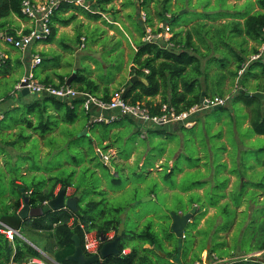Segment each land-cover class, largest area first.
I'll use <instances>...</instances> for the list:
<instances>
[{"label": "trees", "instance_id": "trees-1", "mask_svg": "<svg viewBox=\"0 0 264 264\" xmlns=\"http://www.w3.org/2000/svg\"><path fill=\"white\" fill-rule=\"evenodd\" d=\"M21 1L0 0V29L11 32L7 25L11 15L20 16ZM117 1H122L123 7L135 8L137 11L135 16L140 28L137 43L133 42V52L129 55L130 75L135 76L136 80L134 83L126 81L123 88L115 89L117 93L113 94L110 91L112 81L104 82L93 74H87L83 69H75V77L70 87L79 92H89L103 101H109L127 89L123 99L131 105L143 104L151 114L157 113L162 104H169L177 112L185 111L199 102L202 93L205 96H217L206 92L209 74L204 72V65H208L210 58H207L204 63L202 61L215 49L211 47V42L216 39L220 44L217 49L225 48L235 57L230 65L234 67L233 70L229 66V69L225 70L223 80L228 79L227 82L232 81L233 84L236 82L240 87L236 96H233L234 94L228 96V101L232 98L235 102L246 105L249 110L248 128L253 134L264 136V100L253 98L249 94L252 91L264 93V60L259 50L261 46L264 50V0H244L241 6L235 4L238 0H233L234 3H229V0H214L217 4L215 7L219 10L213 14L207 10L196 13L200 17L192 23L191 27L187 29L185 26V29L180 32L171 31L172 26L168 22L171 16L168 15L166 8L171 0H129L128 2L83 0L82 4L77 5L74 0L62 1L51 17V33L44 42L51 43L55 38L58 30L55 24L67 26L75 21L77 14L90 23L102 22L113 30L117 29L113 27V23L117 22V12L112 5ZM254 5L257 10H253ZM210 7L214 6H210L209 2L204 9ZM66 13H70L69 16L65 17ZM141 13L144 14V18L140 17ZM105 15L113 16V22H107ZM126 16L128 20L131 17L130 13ZM160 24L168 25L170 28L171 35L166 41L162 38L151 42L142 41L146 28H150L154 35L162 33ZM82 26L81 24L77 27V40L81 37L79 28ZM90 34L94 35L92 32ZM250 41L254 45L250 46ZM253 55H259V57L250 60ZM39 56L42 60L40 66H42L45 58L43 53ZM42 67L39 77L35 79L53 87L64 85L66 79L72 75V73L64 75L57 71L55 73L53 70L48 72L46 66ZM4 68L0 77L9 73V70ZM239 71H241L240 75ZM250 79L253 83L248 85ZM243 90L246 91L244 94H242ZM218 95L224 97L223 94ZM8 100L9 97L0 98V106ZM81 102L80 97L71 100L42 97L34 98L30 102L11 104L4 110L0 107L3 114L0 124L6 117L9 120L6 124L0 125V159L3 162V166H0L2 171L0 174V229L4 224L17 230L21 235V237L14 235L12 240H9L0 232V264H35L31 263L32 260H38L43 264H76L67 257L74 252L73 235L80 238L81 245L83 243L80 223L85 225L86 230H93L99 237L104 236L106 239L107 234L113 232V237L109 241L116 237L119 224H123V231L118 242V255L108 256L92 264H165V260L167 264H182L181 259L186 258L188 253L180 252V244L177 240L179 237H176L172 231L166 235L167 251L162 250L160 240L150 226L134 232H125L124 223L119 215L128 209V206L99 209L100 205L105 203L103 198H99L103 196L105 188L102 187L97 191L98 187L93 186L89 192L80 191V184L73 180V177L78 174L83 179L84 175L90 171L99 174L97 168L91 163L94 164V160L98 158L100 160L98 165L101 164V167L111 170L109 156L107 160H104V157L108 148L112 147H115L117 151L115 157L110 156L113 167L126 178L138 170H143L147 176H152L156 168L155 162L166 150V148L156 150V145L153 144L155 138L167 136L173 127H155L146 137H143L141 130L137 129L139 124L129 118H123L111 124L91 123L90 116L80 106ZM86 127L88 130L85 136L74 138ZM65 136L73 141L66 142L63 138ZM123 137L131 140L133 146H135L133 140L136 137L147 147L141 165L139 156L133 164L124 165L130 155H122L123 141L121 139ZM8 149H12L13 153L8 152ZM259 151L264 155V148ZM20 156L23 157L21 158L22 167L15 163ZM58 156L63 159L54 160ZM65 157L69 159L66 160ZM193 160L194 163L190 165V169H198V157ZM165 162L167 163L166 160ZM256 165L264 168V158ZM216 167L225 168L226 164L218 163ZM173 168L167 167L168 172L166 171L163 179L173 174ZM112 181L119 182L115 178ZM2 185L5 187H1ZM248 185L264 192V177ZM245 187L246 184H243L236 191L238 195L234 199V206H240ZM57 188L65 192L67 189H72L71 197L78 198L77 212L68 209L53 211L48 208L47 202L55 198ZM89 193L94 194L98 200H87ZM22 194L27 197V206L30 209H42V213L36 217L20 218L19 213L23 207ZM80 204L84 206L81 207ZM194 204L195 202L190 199L186 210L182 208L183 210L175 211L174 214H185ZM261 204L263 207L258 208L259 217L253 221L252 237L247 248H244L242 241L239 240L238 245L242 249L238 250L234 249V244L228 245L225 240H220L209 249L204 245L200 248V253L206 249L208 257L213 255V260L216 261L211 264H216L221 259H225L223 264H264V255L247 259L238 257L252 252L264 253V199ZM70 220L72 222L69 224ZM176 244H179L178 247ZM36 248L43 253H49L52 261ZM125 250L128 252H123ZM236 251L241 254L236 255ZM196 260L201 263L199 255L192 256L188 263L194 264Z\"/></svg>", "mask_w": 264, "mask_h": 264}, {"label": "rangeland", "instance_id": "rangeland-1", "mask_svg": "<svg viewBox=\"0 0 264 264\" xmlns=\"http://www.w3.org/2000/svg\"><path fill=\"white\" fill-rule=\"evenodd\" d=\"M125 1L128 2L129 0ZM209 2L210 6L214 7L204 9ZM228 2L234 3L233 0ZM244 2V0H238L235 4L241 6ZM121 3L122 1H117L112 4L117 12V22L113 23V27L117 29L113 30L102 22L82 21L83 26L79 28V31L81 36L85 35L81 37L84 39L83 41H77L76 31L73 41H70L69 38L72 37V34L68 33L69 29L66 28L63 30L66 32L58 34L50 43L52 45L48 47H44L43 41L31 45L26 51L25 57L34 55V50L42 46L41 53L45 58L42 66H46V69L53 70L55 73L83 69L87 74H93V76L103 79L104 82L112 81V92L113 94L117 93L115 89L123 88L126 81L131 78L128 64L129 55L133 52V42L137 43L140 28L135 16L137 14L135 8H125ZM215 5L217 4L214 0H171L166 8L168 15L171 16V19L168 20L172 26L171 31H183L185 26L188 29L200 17L196 13L207 10L213 14L219 10ZM252 8L257 10L255 5ZM128 13L131 15L129 20L126 16ZM104 17L107 22H113V16L105 15ZM140 17H144V14L142 13ZM171 31L165 35L166 38L170 37ZM212 41L214 42H211V47L215 49L202 60L204 63L207 58H210L208 65H204V72L209 74L206 92L208 94H228L233 90H231L233 82H227L228 79L223 80V76L235 57L225 48L217 49L220 44L216 39ZM249 45L252 46L254 43L251 42ZM259 50L262 52V59L264 60L263 46L259 47ZM10 56L13 69L6 76L0 77V98L9 97V100L0 106L3 110L11 104L30 102L37 97V95L32 94L21 96L20 93L14 91L15 82L23 73V68L17 66L16 59L22 55L10 54ZM49 57H53V59L50 60ZM4 65L5 63L0 67ZM42 68L40 67V69ZM4 70V67L0 68V76ZM32 72L35 78L39 77L38 67ZM210 72L212 73L210 74ZM227 86L229 88H226ZM239 87L240 85L236 86V89L232 91L233 96L237 95ZM245 111L240 103L230 98L223 109L217 111L210 109L199 114L192 129L180 128L177 131H169L170 134L163 138H155L153 144L156 145L157 151L166 148L161 157L160 153L157 154L160 158L155 162L156 168L153 172L155 176H147L143 170H138L126 178L113 167L110 156L115 157L117 151L115 147H112L108 148L105 156L107 158L109 156L108 161L111 162V170L101 167V164L98 165V158V160H94V164L91 163L97 168L99 174L90 171L84 175L83 179L78 174L73 177V180L80 184V191L89 192L93 186L98 187L97 191L102 187L105 188L103 196L99 197L103 198L105 203L100 205L99 209L128 206V209L119 215L122 223H124L125 232H134L150 226L158 236L163 251H167L165 239L167 233L171 231V215L175 211L183 210L182 208L186 210L189 207L188 201L192 199L195 204L187 212L192 208H194V212L183 229L185 236L177 239L180 244V252L188 253L186 258L181 259V263L189 264L192 256L196 255H199L201 263L196 260L194 264L214 263L213 261L216 260H213V255L208 257L206 249L200 253V248L206 245V248L209 249L211 245L213 246L220 240H225L228 245L234 244L235 250L242 249L238 245L239 240L242 241V246L247 248L250 237H252L253 221L259 217L258 208L263 207L261 202L264 199V192L249 186L248 183L264 177V168L256 165L264 158V155L259 151V149L264 148V136L253 134L248 128L249 118L247 115L249 112L246 115ZM8 121L6 117L0 125H4ZM137 129H141V136L146 137L148 132L154 128L137 127ZM79 133L74 138H77ZM63 138L66 142L73 141L67 136ZM121 140L123 141L122 155H130L127 161L129 164L125 163L124 165L133 164L138 156L141 159L139 160L141 165L147 147L136 137L133 140L135 146L127 138L123 137ZM8 152L13 153L12 149H8ZM197 157L199 159L198 169H190V165L194 163L193 159ZM21 158L23 159L22 156L17 158V162H15L17 166L23 164ZM61 159L63 157L60 156L54 158V160ZM64 159L69 158L65 157ZM218 163H225L226 167L218 168L216 167ZM251 164L252 168L250 169ZM161 165L162 168H160ZM0 166H3L1 159ZM166 166L168 168L174 167L173 174L167 179H163L168 172ZM113 178L118 179L119 182H113ZM102 179L104 181H101ZM243 184H246L245 194L240 206L236 207L234 206V199L238 195L236 191ZM1 187L4 188L5 186L2 185ZM71 193L72 189L65 192L68 197ZM87 200H98V198L89 193ZM80 206L83 207L84 205L80 204ZM224 206L226 208H223ZM111 213L113 212L111 211ZM179 244L176 246L178 247ZM171 249L169 245V250ZM235 253L236 255L241 254L239 251ZM161 254L163 255V253ZM42 255L52 261L49 253L45 252ZM172 261H174L173 258ZM165 264H167L166 260Z\"/></svg>", "mask_w": 264, "mask_h": 264}, {"label": "built area", "instance_id": "built-area-1", "mask_svg": "<svg viewBox=\"0 0 264 264\" xmlns=\"http://www.w3.org/2000/svg\"><path fill=\"white\" fill-rule=\"evenodd\" d=\"M62 1L67 0H22L20 2V16L11 15L10 22L7 25L11 32L0 29V66L7 59L6 53L4 52L6 47L25 53L31 45L45 41L50 36L51 17ZM159 27L163 32L156 35L151 33L150 28H146V34L142 38V41L151 42L154 39L160 38L166 41L169 37L166 38L165 35L170 32V28L168 25L163 24H160ZM258 57L259 55H253L250 57V60L257 59ZM27 62L28 71L15 83V92L21 93L23 89H27L32 95L53 97L59 100H71L80 97L82 98L80 106L90 116L91 123L111 124L120 119L129 118L136 121L139 127L155 128L173 127L177 125L183 128H189L193 125L195 118L199 114L213 109L216 106L223 107L228 101V97L204 96L201 103L198 102L185 111L177 112L169 104H162L157 113L151 114L149 109L143 104L137 103L131 105L122 99L120 95H115L109 101H103L89 92H79L65 84L60 87H53L40 83L35 79L32 72V70L41 64L42 60L40 56L32 55ZM238 74L240 75L241 71ZM2 118L3 114L0 109V120ZM104 160H107V157H104ZM71 222L72 220L69 221V224ZM79 225L83 232V243L81 246L84 253L88 256L98 255L99 248L102 244L100 237L95 231L86 230L84 224L80 223ZM0 232L9 240H12L14 235L21 237L17 230L4 224H2ZM112 237L113 234H108L106 240L109 241ZM37 250L39 251V249ZM263 255V252H255L243 259ZM224 262L225 260H221L220 262L218 261V264H223ZM31 263L43 264L38 260H32Z\"/></svg>", "mask_w": 264, "mask_h": 264}, {"label": "water", "instance_id": "water-1", "mask_svg": "<svg viewBox=\"0 0 264 264\" xmlns=\"http://www.w3.org/2000/svg\"><path fill=\"white\" fill-rule=\"evenodd\" d=\"M183 12H186V11H183ZM74 77H75V73H73L70 77L66 79L65 85L70 86ZM135 80H136V77L132 76L129 79V82L134 83ZM126 90L122 91V94L120 95L122 99L124 98ZM20 94L21 96H27L31 93H29L27 89H23ZM242 94H244V91H242ZM204 96L205 94L202 93L199 98L200 103L202 102ZM250 96L253 98L264 100V93H261V92H252L250 93ZM220 109H221L220 106L213 107L214 111H217ZM175 128H178V127H175ZM87 130L88 128L86 127L85 129H83L81 133L77 135V137L85 136L87 134ZM22 197H23V207L19 213L20 218L23 219L26 217H36L42 213V209H30L27 206V197H25L24 194H22ZM77 203H78L77 197H68L65 194V191L63 189H60V191L55 196V198L47 202V206L49 209L53 211L61 210V209H68L72 212H77L78 210ZM193 212H194V208H192L189 212L182 214V215L181 214L171 215L172 217L171 231L175 234L176 237H183V229L186 226L187 222L189 221V218ZM122 231H123V224H119L116 237L113 240L108 241L105 239L104 236H100V241L102 242V244L99 248L98 255H91V256H88L84 253L82 246H81L80 238L77 235H73L72 241L74 243V252L73 254L68 256L67 259L71 260L72 262L76 264H92L108 256L118 255V252H119L118 242H119V237L122 234Z\"/></svg>", "mask_w": 264, "mask_h": 264}, {"label": "crops", "instance_id": "crops-1", "mask_svg": "<svg viewBox=\"0 0 264 264\" xmlns=\"http://www.w3.org/2000/svg\"><path fill=\"white\" fill-rule=\"evenodd\" d=\"M68 1H73V0H68ZM75 2V4L77 5V3H79V4H82L83 3V0H74ZM69 14L70 13H66V14H64V16L65 17H67V16H69ZM142 14V13H141ZM77 23H76V22ZM75 21H73V22H70L67 26H60V25H57V24H55V26L57 27V34H56V36H55V38L57 37V35L58 34H61L62 32H66V31H63V30H65L66 28H68L69 29V32L68 33H70V34H72V37H70L69 39H70V41H73V36H74V34L77 32V30H78V25H81V24H83V22L82 21H85L86 22V20L83 18V16H81V15H79V14H77V16H76V19H75ZM76 26V27H75ZM62 30V31H61ZM130 30L131 31H133L131 28H130ZM76 31V32H75ZM73 32V33H72ZM134 32V31H133ZM81 37H84V36H81ZM80 37V39L79 40H77V41H80V40H84V39H82ZM54 38V39H55ZM75 38V37H74ZM53 39V40H54ZM53 40H52V42H53ZM76 41V40H75ZM76 41V42H77ZM44 42V41H43ZM51 42V43H52ZM251 43V41L249 42V44ZM34 45V44H33ZM50 45H52V44H50V43H45L44 42V47H48V46H50ZM41 48H42V46H40L38 49H36V50H34V52L35 53H33L34 55H40V53H41ZM4 52L6 53V56H7V59L5 60V65L3 66V67H6L9 71H11L13 68H12V66H13V63H12V61L10 60V58H11V56H10V54L11 55H15V54H20V55H22V56H20L19 58H17L16 59V62H17V66H19V68H23V73H22V75L20 76V78H22L26 73H27V71H28V65H27V61H28V59L30 58L29 56H32V55H29V56H27V57H25V53H21V52H19V51H17V50H13V49H10V48H5L4 49ZM45 52H46V50H45ZM49 59L50 60H52L53 59V57H49ZM129 64V63H128ZM41 65V64H40ZM40 65H38L37 67L39 68V71L41 70L40 69V67H42V66H40ZM130 66V65H129ZM3 67H0V68H3ZM36 67V68H37ZM233 66H230V69L231 70H233ZM74 70L75 69H73V71H69V72H63L62 74H67V73H74ZM46 71H48V72H51L50 70H48V69H46ZM58 71V70H57ZM129 72H130V68H129ZM43 76H44V74H42ZM20 78L15 82V83H17L19 80H20ZM37 80V79H36ZM38 81V80H37ZM251 79L249 80V82H248V85H250V84H252L253 82L251 81ZM238 84H236V82H234V84L232 85V88H231V90L233 89V90H235L236 89V86H237ZM112 88L113 87H111L110 86V91H112ZM226 88H229V86H227ZM232 90V91H233ZM247 90H249L248 88H247ZM232 91L230 92V93H226V94H223L222 96H224V97H228L231 93H232ZM244 91V93L246 92L245 90H243ZM249 92V91H248ZM253 92V91H252ZM252 92H249V94L250 93H252ZM217 96H220V95H218V94H216ZM231 96V95H230ZM43 96H37L36 98H42ZM241 104V107L243 108V110H246L244 113L247 115V113L249 112V110H248V108L246 107V105H244L243 103H240ZM197 118H198V116L195 118V120H194V123H193V125L191 126V127H189V128H192L193 126H194V124L196 123V121H197ZM175 127H178V128H175ZM247 127V126H246ZM179 128H183V127H181V126H177V125H175V126H173V130L172 131H177ZM189 128H187V129H189ZM176 129V130H175ZM69 190V189H68ZM68 190H67V192H68ZM60 191V189L59 188H57L56 190H55V193L57 194L58 192ZM72 194V193H71ZM70 197H71V195H70ZM108 234H111V232L110 233H108ZM107 234V235H108ZM28 241V240H27ZM31 243V242H30ZM32 245V244H31ZM38 249V248H37ZM40 251V250H39ZM43 253V252H42ZM252 253H255V252H252ZM252 253H249V254H246V255H240V256H238V257H240V258H244V257H246V256H248V255H251ZM43 254H45V253H43ZM221 260H225V259H221ZM37 261V260H36ZM36 264H39V263H36ZM217 264V263H216Z\"/></svg>", "mask_w": 264, "mask_h": 264}]
</instances>
